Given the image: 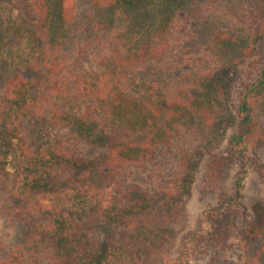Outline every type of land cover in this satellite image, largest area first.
Listing matches in <instances>:
<instances>
[{
	"label": "trees",
	"instance_id": "16d2710c",
	"mask_svg": "<svg viewBox=\"0 0 264 264\" xmlns=\"http://www.w3.org/2000/svg\"><path fill=\"white\" fill-rule=\"evenodd\" d=\"M263 3L252 2L247 14L258 20L240 33L212 0H93L95 26L127 29L116 36L121 45L85 69L87 53L78 50L70 60L64 49L76 31L75 0H11L16 16L4 27L0 49L32 48L0 99V208L30 219L31 233L26 245L0 244V264H191L197 240H230L237 213L226 200L208 209L200 231L180 245L175 227L186 216L200 160L207 158L210 180L228 163L207 148L226 138L216 125L236 118L226 77L264 41ZM191 20L216 39L210 44L217 71L198 66L184 84L161 74L139 83L144 67L174 61L181 28ZM252 76L240 94L238 134L228 138V149L242 159L251 145L264 143V64ZM188 135L192 149L181 156L182 172L171 171L154 191L130 182V171L153 164L160 151L175 158ZM83 146L97 156H85ZM13 152L19 163L12 174ZM244 235L258 240L247 264H264V221Z\"/></svg>",
	"mask_w": 264,
	"mask_h": 264
},
{
	"label": "rangeland",
	"instance_id": "374dc122",
	"mask_svg": "<svg viewBox=\"0 0 264 264\" xmlns=\"http://www.w3.org/2000/svg\"><path fill=\"white\" fill-rule=\"evenodd\" d=\"M254 1L260 0H244L239 7L236 5L237 3H233V0H212V7L213 10L220 11L219 16L227 18L229 24L236 25V32L241 31L240 33H242L246 27L248 31V28L258 20L247 14L248 10L255 6L252 4ZM75 8L77 16L74 29L76 31L64 49L70 60L77 56L78 50L83 54L87 53L88 59L84 60L82 65L85 69H91L96 66L99 55L109 54L116 49V46L121 45L116 36L120 33L124 34L127 24L120 23L114 27H107L103 24L95 26L99 17V8L95 7L93 0H75ZM259 14H256L255 18ZM15 16L16 13L12 8L11 0H4L0 3V45H2L1 38L5 25ZM193 23L194 21L191 20L190 25L181 28L182 36L178 50L173 57L174 61L168 67H144L138 74L137 81L139 83L156 77V74L157 76L161 74V76L170 77L171 79L168 81L183 79L182 84H184L186 76L184 78L183 76L188 75L189 71L194 69L199 70L198 66L207 71L209 68H214L217 71V63L213 60V53H217L216 44H210L212 41L216 42V39L212 38L207 31L193 26ZM31 48V43H26L17 48L3 45L0 49V99L6 92L15 70L25 66ZM206 53L211 54V56L206 57ZM263 64L264 41L257 45L249 60L242 63L238 60L237 64L227 73L228 105L231 112L234 111L236 118L235 120L229 119L220 125L218 124L221 123L219 120L216 127L222 129V132L226 131V138L221 139L222 142L217 139L207 149L213 150L214 153L223 158L227 157L228 163L223 167V173L220 177L210 180L207 158L200 160L196 166L190 194L185 197L186 216L175 227L178 233L177 243L180 245L186 237L200 231V219L208 209L218 208L221 206L222 200H226L233 203V208L237 213L235 234L230 240L222 244L209 239L197 240L192 245L194 255L191 264H247L246 257L250 259L248 253L258 246L257 239L249 238L244 234L252 223L264 221V143L251 145L247 151H244L245 157L242 159L241 157L236 158L234 153L228 149V138L231 135H237L239 131L240 122L236 111L241 99L240 94L244 86L249 83V79L254 78L252 75H255ZM258 119L261 121L260 117ZM193 137L196 140L199 139L197 134ZM184 140L186 145H179L177 149H174L175 158L168 155L164 150L160 151L153 164L130 171L128 174L130 182L143 190L154 191L160 183H165L170 179L171 171L175 172L176 175L180 171L182 172V166L180 168L181 156L185 150L187 152L192 149L189 135ZM197 143L200 144V140ZM178 150L182 152L177 153ZM83 151L85 156H97V153L90 147L83 146ZM246 162L248 163V174L247 176L245 174L242 185L238 186L239 179L246 170ZM18 163L17 152H13L7 162L8 171L12 174L15 173ZM249 232L252 233L250 230ZM30 233V219L6 216L0 208V244H6L13 248L26 245Z\"/></svg>",
	"mask_w": 264,
	"mask_h": 264
}]
</instances>
